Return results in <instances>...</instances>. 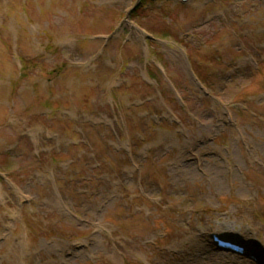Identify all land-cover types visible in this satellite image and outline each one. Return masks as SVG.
<instances>
[{"label":"rangeland","instance_id":"rangeland-1","mask_svg":"<svg viewBox=\"0 0 264 264\" xmlns=\"http://www.w3.org/2000/svg\"><path fill=\"white\" fill-rule=\"evenodd\" d=\"M147 2L0 0V264L264 259V0Z\"/></svg>","mask_w":264,"mask_h":264},{"label":"trees","instance_id":"trees-1","mask_svg":"<svg viewBox=\"0 0 264 264\" xmlns=\"http://www.w3.org/2000/svg\"><path fill=\"white\" fill-rule=\"evenodd\" d=\"M146 2L149 3V2H151V0H140V4H146ZM137 10H138L137 8L132 10V15H135ZM163 34H167V33L165 32ZM19 59L21 62V70H23V73L25 74L26 72H28L29 64H27L25 62L24 58H19ZM192 68H193V66H192ZM193 70H194V68H193ZM197 76H198V79L200 80L201 83H205L206 80L204 77H202L200 74H197Z\"/></svg>","mask_w":264,"mask_h":264},{"label":"bare ground","instance_id":"bare-ground-1","mask_svg":"<svg viewBox=\"0 0 264 264\" xmlns=\"http://www.w3.org/2000/svg\"><path fill=\"white\" fill-rule=\"evenodd\" d=\"M225 235L228 236L229 234H225ZM220 252L219 253L222 254V255H224V256H228V257H231L232 256V257H237V258H240V259H245L242 256L240 257V256H237V255H235L233 253H228V252H225V251H220ZM239 264H244V260L241 261V263H239Z\"/></svg>","mask_w":264,"mask_h":264}]
</instances>
